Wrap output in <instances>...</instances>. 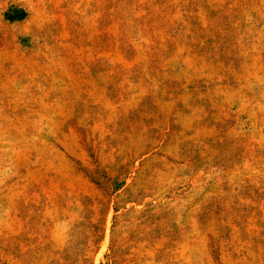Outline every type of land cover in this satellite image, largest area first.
I'll list each match as a JSON object with an SVG mask.
<instances>
[{
  "label": "rangeland",
  "instance_id": "obj_1",
  "mask_svg": "<svg viewBox=\"0 0 264 264\" xmlns=\"http://www.w3.org/2000/svg\"><path fill=\"white\" fill-rule=\"evenodd\" d=\"M0 264H264V0H0Z\"/></svg>",
  "mask_w": 264,
  "mask_h": 264
},
{
  "label": "trees",
  "instance_id": "obj_2",
  "mask_svg": "<svg viewBox=\"0 0 264 264\" xmlns=\"http://www.w3.org/2000/svg\"><path fill=\"white\" fill-rule=\"evenodd\" d=\"M122 183H124V182H122ZM122 183L119 186H117V188H115V190H119L123 186ZM102 238H103V236L101 235V239L100 240H102Z\"/></svg>",
  "mask_w": 264,
  "mask_h": 264
}]
</instances>
